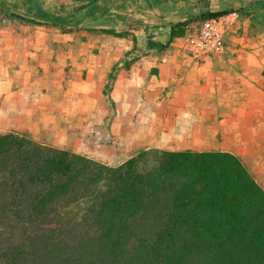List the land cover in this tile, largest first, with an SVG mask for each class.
I'll list each match as a JSON object with an SVG mask.
<instances>
[{
  "label": "rangeland",
  "instance_id": "374dc122",
  "mask_svg": "<svg viewBox=\"0 0 264 264\" xmlns=\"http://www.w3.org/2000/svg\"><path fill=\"white\" fill-rule=\"evenodd\" d=\"M178 1L183 11L200 10L189 15V27L211 12L203 10L208 0H100L94 5L22 0L11 9L0 8V133H18L109 167L120 166L143 149L229 152L264 189V9L228 10L237 16L224 24L218 54L193 57L184 35L165 51L147 50L143 29L161 36L150 27L177 19L173 6ZM106 29L131 34L118 37L102 31ZM165 56L181 78L176 93H189L188 100L206 107L202 119L192 116L194 109L186 111L187 121L204 123L198 137L156 133L148 126L153 121L140 116L145 92L153 85L150 76L141 79L147 70L153 74L155 62ZM196 61L208 65L200 71L192 66ZM115 65L107 98L103 88ZM130 66H137L136 74H120ZM6 97L11 100L2 104ZM25 109V116L15 114Z\"/></svg>",
  "mask_w": 264,
  "mask_h": 264
},
{
  "label": "trees",
  "instance_id": "16d2710c",
  "mask_svg": "<svg viewBox=\"0 0 264 264\" xmlns=\"http://www.w3.org/2000/svg\"><path fill=\"white\" fill-rule=\"evenodd\" d=\"M190 24H169L166 41L145 27L146 49ZM0 264H264V189L229 152L143 149L109 167L1 132Z\"/></svg>",
  "mask_w": 264,
  "mask_h": 264
},
{
  "label": "crops",
  "instance_id": "0c3cea01",
  "mask_svg": "<svg viewBox=\"0 0 264 264\" xmlns=\"http://www.w3.org/2000/svg\"><path fill=\"white\" fill-rule=\"evenodd\" d=\"M0 2L5 4L7 8L11 9L13 3L17 2L19 4V2H22V0H0ZM258 3H262L263 6H258ZM155 5L158 8V5ZM205 5L206 7L203 10H209L211 12L222 10L228 11L231 8L235 9L241 7L244 8V10L247 12H257L259 9H264V0H208ZM168 6L169 5H167V7ZM152 7L154 8V6ZM173 7L176 10L175 13L179 15L177 16V19H168L162 22L156 21V23H153V26L151 25L152 27L160 26L158 32L160 31L162 35L159 37H155L156 39H160L162 41L167 40L170 33L169 24L176 22H185L188 19H191L189 15L195 14L196 12L200 11H198L197 9H193L190 12L183 11L185 8L181 1L176 2ZM169 60L170 59H168L167 56L162 57L161 59H157V62H155L154 65L156 70L153 74H151V71H145V76L141 79V82H143L144 79L150 76V83L153 85H151L145 92L146 100L140 106V116L141 118H146L147 121H153L149 123L148 126L156 133H162L163 135L167 136L177 133L183 136L195 135L198 137L204 133V123L203 121H187L188 113L186 111H188L189 109H194L196 113L192 114V116L202 119L201 111H203L206 107L202 102L188 100L187 96L189 93L185 92L183 95L176 93L179 90L178 84L181 82V78H178V71L169 64ZM203 61L206 63L210 62L206 59H204ZM206 65L208 64L204 63L201 66L199 64V61H196L192 64V66L200 71L203 70ZM137 70V66H130L129 68H125L123 71H121L120 74L131 76L136 74ZM166 88H168V90ZM6 100L10 101L11 99L6 97L1 103L4 104ZM147 111L154 112V117L152 116L151 112L150 114H148V117H145L143 113H147ZM26 112L27 110L25 109L21 112L15 111V114L19 113L25 116ZM12 114L14 115V113ZM8 117L9 120L14 119V116ZM12 122L13 121H6V124H10ZM12 128L13 130H19V127ZM196 152L204 151L197 150Z\"/></svg>",
  "mask_w": 264,
  "mask_h": 264
},
{
  "label": "built area",
  "instance_id": "2783aa9c",
  "mask_svg": "<svg viewBox=\"0 0 264 264\" xmlns=\"http://www.w3.org/2000/svg\"><path fill=\"white\" fill-rule=\"evenodd\" d=\"M236 13H229L221 17H211L201 20L192 27H188L183 38L185 47L193 57L200 58L218 54L223 50L224 24Z\"/></svg>",
  "mask_w": 264,
  "mask_h": 264
}]
</instances>
